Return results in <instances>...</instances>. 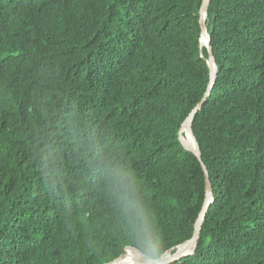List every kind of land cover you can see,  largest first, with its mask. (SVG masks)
I'll list each match as a JSON object with an SVG mask.
<instances>
[{
    "label": "trees",
    "instance_id": "16d2710c",
    "mask_svg": "<svg viewBox=\"0 0 264 264\" xmlns=\"http://www.w3.org/2000/svg\"><path fill=\"white\" fill-rule=\"evenodd\" d=\"M202 3L0 0V264L133 246L101 171L114 162L164 253L193 236L206 177L179 132L210 82ZM206 22L218 78L193 129L215 200L196 251L167 264H264V0H211Z\"/></svg>",
    "mask_w": 264,
    "mask_h": 264
},
{
    "label": "clouds",
    "instance_id": "9594fccd",
    "mask_svg": "<svg viewBox=\"0 0 264 264\" xmlns=\"http://www.w3.org/2000/svg\"><path fill=\"white\" fill-rule=\"evenodd\" d=\"M101 171L131 244L141 252L145 264H159L164 253L160 227L152 207L137 187V179L132 178L130 170L115 162L105 164Z\"/></svg>",
    "mask_w": 264,
    "mask_h": 264
},
{
    "label": "water",
    "instance_id": "95a60500",
    "mask_svg": "<svg viewBox=\"0 0 264 264\" xmlns=\"http://www.w3.org/2000/svg\"><path fill=\"white\" fill-rule=\"evenodd\" d=\"M210 3L211 0H203L202 7L200 10V19H201V27H202L201 44L206 45L209 52L207 61L210 67V82L204 97L189 113V115L183 122L179 132V138L182 144L187 149L192 151L200 159L202 163V167L205 171V177H206V197L202 209L199 213V216L195 222V229L193 236L190 239L186 240L185 242L179 244L176 247L169 249L166 253H164L160 259L159 264H167V263L175 262L177 260L182 259L183 257L193 254L196 251L208 210L215 200L214 188L210 179L209 169L203 160V155L200 149V145L195 136L193 129V122L195 120V117L197 113L203 108L207 99L211 95L212 90L218 78V63L216 60L213 46L211 44L212 36L209 32L208 25L206 22ZM188 134L191 136V138L189 137ZM174 249L176 250L173 252ZM105 264H145V260L141 252L138 251L134 246H128L124 254L114 259L113 261Z\"/></svg>",
    "mask_w": 264,
    "mask_h": 264
},
{
    "label": "bare ground",
    "instance_id": "6f19581e",
    "mask_svg": "<svg viewBox=\"0 0 264 264\" xmlns=\"http://www.w3.org/2000/svg\"><path fill=\"white\" fill-rule=\"evenodd\" d=\"M203 44H205V43H203ZM189 135V134H188ZM189 137L191 138V136L189 135Z\"/></svg>",
    "mask_w": 264,
    "mask_h": 264
}]
</instances>
